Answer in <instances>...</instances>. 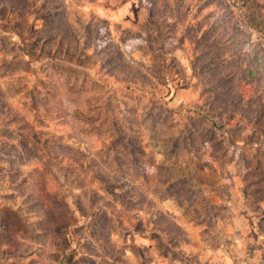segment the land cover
I'll return each mask as SVG.
<instances>
[{"label":"rangeland","instance_id":"1","mask_svg":"<svg viewBox=\"0 0 264 264\" xmlns=\"http://www.w3.org/2000/svg\"><path fill=\"white\" fill-rule=\"evenodd\" d=\"M207 1L33 0L23 13L0 2V85L37 133L32 140L12 135L13 127L3 130L11 115H0V264H264V200L252 203L243 181V158L264 161V133L251 139L254 127L264 131V117L253 125L261 97L252 81L243 93L251 97L249 120H217L227 131L201 123L207 75L193 68L213 70L226 47L264 52V0H222L227 20L243 30L228 38L230 47L226 38L217 47L223 23ZM150 14L158 34L147 25ZM61 18L71 34L67 45ZM195 31L196 45L189 40ZM110 44L122 59L106 61ZM34 86L54 94L36 97ZM32 105L45 114L44 126L35 124ZM102 117L115 125L100 127ZM46 145L61 163L44 155ZM178 180L185 182L176 199L167 187ZM32 181H48L86 213L91 199L114 205L120 216L94 222L75 215L77 243L67 256L54 254ZM101 246L114 247L112 258Z\"/></svg>","mask_w":264,"mask_h":264},{"label":"trees","instance_id":"2","mask_svg":"<svg viewBox=\"0 0 264 264\" xmlns=\"http://www.w3.org/2000/svg\"><path fill=\"white\" fill-rule=\"evenodd\" d=\"M0 2L3 3V5L7 6L11 11H15L16 13H23L32 6L33 0H0ZM158 2L152 3V5L154 4L156 7ZM207 2L210 4V7L214 9V14H216L215 12H217V17H215V19L218 20L221 18L223 23V33L221 34L222 39L220 40V42L217 43V47L218 44H222V42H224L225 38L227 39V45L229 46L231 42L229 41L230 39L228 40V38H234L238 35H241L243 33V30L240 25H238L236 22H233L229 19L227 20V16L225 15L224 10V1L222 2V0H208ZM155 18V14H150L147 20V25H152V27L155 29L156 34H158L159 25ZM174 18L177 19V16L174 15ZM60 22L61 23L58 30H60L62 34L60 33L59 36L62 35L64 37L67 45L68 37H71V34H69V31L66 30L67 24L64 22L63 18H61ZM63 28H65V31L63 30ZM55 36L50 35L47 37V39L52 40ZM209 36L210 37L208 39V42L214 41L213 36ZM189 40L191 44L196 45L198 41V31H195L194 34L189 37ZM204 46L205 43L199 45L195 50V53L198 54L202 52ZM217 47L215 49L218 53ZM106 48V61L112 62L118 61V59H122V56L119 54L115 46L110 44ZM226 49L227 50L223 54H217V61H214V63L210 64L213 70L209 68L205 69L204 67H193L194 69L199 70L205 75H207V80L203 81L202 86L205 89V95L206 97H208V101L205 107L197 108V116L200 118L201 123H210L211 126L217 127L223 131H227V129L225 130V128L228 127H218V122H216L217 120L224 122H231L236 119L249 120V116L251 114V104L246 105V102L251 97H244L243 93L246 88L245 85L254 81V93L258 94L259 97H261V111L258 110V117L253 118V125H256L258 118L262 123V119L264 117V103L262 102L264 98V52L261 50V48L256 45H249L247 50L241 48L239 50H235L232 48L228 49L227 47ZM211 54L212 53H209V56ZM43 88L44 91H40L38 86H34L32 91L33 93H35L34 95H36V97H40L43 92H45V94L48 96L54 94V91H47L45 87ZM9 99L10 98L8 94L0 85V115H11V121L8 124V127H4L3 130H8L10 129V127H13L14 133L12 135L18 134L23 138H31V140L35 139L34 136L37 135V133L34 131V129L29 128L33 126H30L26 118L21 116L19 110L13 106L12 102ZM29 110L30 113L33 114L34 119H36L35 124H38V126H44L46 123V116L45 114H41L42 109L37 108L36 105H32V107H29ZM105 111L111 114L109 109L105 108ZM44 112L47 113L46 110H44ZM110 116L112 117V115ZM188 120L190 121L192 127H195V119L193 117H189ZM106 125L109 127H113L115 125V122L102 117V123L100 127ZM262 133H264L263 130L260 131L259 129L257 130L254 127L251 139L258 140L260 136H263ZM95 136L98 138L99 141H103L105 138H107V135L101 137V133H95ZM4 138L7 140L8 143L11 144V148L16 149L15 145H13L16 142V139L14 137H9L5 135ZM56 139H58L59 141L62 140L60 137H56ZM36 141L37 140H35V142ZM22 142L24 141L22 140ZM30 142L31 141L29 140L25 142L26 144L23 145V147L27 148ZM18 144L21 145V141L18 142ZM43 153L49 158L50 161L58 163L62 162L60 156L50 151V148L47 145L43 148ZM243 159V165L245 168V173L243 174V181L245 184L244 194L252 201V203L260 204L264 200V195L261 196L259 194V192H264V161L256 157L253 158L255 159L254 161H252L251 159L248 160L247 158ZM214 160L217 163L219 162L217 159ZM49 172L52 174L51 171ZM45 173L49 174L47 172ZM36 174L38 175V179L45 178L42 172H38ZM122 174L119 173L118 175L127 177V174ZM51 176L54 178V181L57 184V179H55L54 175ZM178 181L168 182L167 187L170 191H172L173 196L176 199L179 197L175 190L179 189V187L185 182L184 180L179 182ZM32 185L37 188L36 191L34 190L36 204L40 208L41 213L43 214V216L40 217L38 221L40 225H47L44 231L48 230L49 234L51 235L50 240L52 248L54 249V254L67 256L68 254H71L72 245L77 243V229H73L74 231H71L72 222L74 220L75 215L78 214L81 218L92 220L94 222L96 221L98 215L102 214L107 215V218L105 216V219L108 220V213L110 212L111 215H116V217L120 216V212L117 211L114 205L110 206L103 204L102 206H95L92 204L93 201L91 199H88L87 201L88 204L91 205V211L86 213L85 211H83V208L78 203L69 202L64 196L59 197V194L61 192L53 190L49 186L48 181H32ZM156 216L160 217V219H163L166 223L172 225L173 227L177 226L174 221L167 219L165 215H162L159 212H156ZM173 239L176 240L175 237ZM78 245L85 250V253L89 250L87 249V247L81 244V242H78ZM101 248L105 251V255H103L105 258H112L111 251L114 250L113 246L109 247L110 251H106L103 246H101ZM91 254V256H95L96 258L100 256L95 251H93ZM82 256L86 255L84 254ZM80 258L82 261H85L87 259L86 257Z\"/></svg>","mask_w":264,"mask_h":264}]
</instances>
